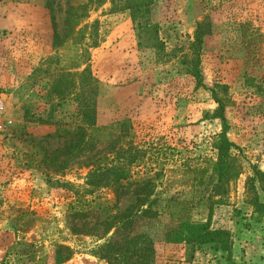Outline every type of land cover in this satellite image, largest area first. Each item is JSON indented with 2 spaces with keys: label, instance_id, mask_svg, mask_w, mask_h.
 <instances>
[{
  "label": "rangeland",
  "instance_id": "obj_1",
  "mask_svg": "<svg viewBox=\"0 0 264 264\" xmlns=\"http://www.w3.org/2000/svg\"><path fill=\"white\" fill-rule=\"evenodd\" d=\"M87 1L0 0V264H106L104 240L71 217L84 201L96 217L103 203L123 213L137 189L157 214L136 233L153 242V264H264V218L247 190L264 174V0H153L136 21L108 0L71 22ZM197 29L204 86L191 75ZM86 91L92 143L68 159L55 133L78 125ZM216 99L235 166L218 189ZM91 158L128 173L109 177L131 183L114 209L111 189L85 188ZM209 213L226 251L165 242L168 228Z\"/></svg>",
  "mask_w": 264,
  "mask_h": 264
},
{
  "label": "trees",
  "instance_id": "obj_2",
  "mask_svg": "<svg viewBox=\"0 0 264 264\" xmlns=\"http://www.w3.org/2000/svg\"><path fill=\"white\" fill-rule=\"evenodd\" d=\"M108 0H88L86 4L70 8L69 17L71 22L87 18V13L93 5L102 6ZM118 0H111L112 11H129L134 21L141 17V14L148 10L153 0H124L125 6L116 7ZM54 21V18H52ZM202 31L197 29L195 32V39L192 44V49L195 52L191 62L192 77L197 86L203 85V75L200 69L199 50L202 45ZM86 72V71H85ZM86 91L82 99V105L79 106V123L75 128L57 130L55 137L63 139L67 155L72 157L74 150L78 148L79 154L84 155L88 146L92 143V133L94 132L96 121L94 118V110L92 103H90L89 93ZM218 107L214 113V118L220 120L222 124V132L216 141L217 161L215 166L214 176L216 183L214 188L218 189L227 184L235 177L234 164L232 160L231 151L233 144L226 137L227 125L224 117V109L218 99H216ZM111 147H107V151ZM90 163L86 165L89 169L87 174L85 188L89 190L98 189L100 187L111 189L115 195L113 209L119 202L118 197L128 190L131 183L109 180L110 175L116 174V178L124 180L127 172L124 168H113L112 165L106 164L104 166L96 165L92 158ZM148 185H146V188ZM85 192H89L86 191ZM144 189H142L143 191ZM247 190L252 194L253 199L249 202L252 205L254 212L260 218H264V174L258 170H254L253 176L248 181ZM262 192V196L258 195L257 191ZM124 191V192H123ZM141 191V192H142ZM135 203L126 209L123 213H107L109 208L105 207L102 211L104 217H96L94 215V206L91 201L83 202V211L75 212L71 217L72 223H79L81 228L78 232L81 234L94 237L98 240H104V244L98 249L101 259L106 264H124L127 261L131 264H153L154 260V244L149 238H139L136 236L137 229L140 228L144 220L155 219L156 212L151 209L153 202L148 203L145 197L138 195L140 191L135 190ZM165 242L168 244H185L194 245L197 247L207 246L212 244V249H221L226 251L227 241L223 238V234L211 231V213H209L207 220L204 223H191L188 221L178 222L173 227L166 230L164 236ZM227 246V247H226ZM211 248V247H210ZM66 250V247H58V251Z\"/></svg>",
  "mask_w": 264,
  "mask_h": 264
},
{
  "label": "built area",
  "instance_id": "obj_3",
  "mask_svg": "<svg viewBox=\"0 0 264 264\" xmlns=\"http://www.w3.org/2000/svg\"><path fill=\"white\" fill-rule=\"evenodd\" d=\"M3 110H4V99L0 95V115L2 114Z\"/></svg>",
  "mask_w": 264,
  "mask_h": 264
}]
</instances>
